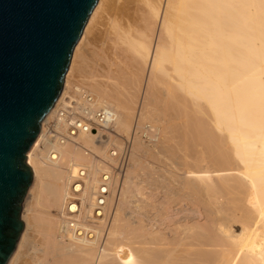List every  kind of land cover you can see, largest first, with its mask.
<instances>
[{"label": "bare ground", "instance_id": "1", "mask_svg": "<svg viewBox=\"0 0 264 264\" xmlns=\"http://www.w3.org/2000/svg\"><path fill=\"white\" fill-rule=\"evenodd\" d=\"M28 163L8 264H264V0H99Z\"/></svg>", "mask_w": 264, "mask_h": 264}, {"label": "water", "instance_id": "2", "mask_svg": "<svg viewBox=\"0 0 264 264\" xmlns=\"http://www.w3.org/2000/svg\"><path fill=\"white\" fill-rule=\"evenodd\" d=\"M99 0H0V264L15 253L34 181L28 153Z\"/></svg>", "mask_w": 264, "mask_h": 264}, {"label": "rangeland", "instance_id": "3", "mask_svg": "<svg viewBox=\"0 0 264 264\" xmlns=\"http://www.w3.org/2000/svg\"><path fill=\"white\" fill-rule=\"evenodd\" d=\"M90 52V51H89ZM149 126H150V124L149 123H147V124H145V127H144V131L145 132H139L142 136H141V140H143V143L144 144H146L147 146H149V147H154V143H155V141H153V139L150 137V135H149ZM109 132H111L114 136H115V138H117V139H119V140H122V142L123 143H127L128 144V142L123 138V137H121V136H119V135H117V133L115 132V130H114V128H111V129H109L108 130ZM149 159H151V158H149ZM29 192V191H28ZM27 196H28V193H27ZM27 196H26V198H25V201H24V203H23V209H24V204H25V202H26V199H27ZM23 219V218H22ZM24 221V220H23ZM24 223H25V221H24Z\"/></svg>", "mask_w": 264, "mask_h": 264}, {"label": "built area", "instance_id": "4", "mask_svg": "<svg viewBox=\"0 0 264 264\" xmlns=\"http://www.w3.org/2000/svg\"><path fill=\"white\" fill-rule=\"evenodd\" d=\"M149 129H150V126H149Z\"/></svg>", "mask_w": 264, "mask_h": 264}]
</instances>
